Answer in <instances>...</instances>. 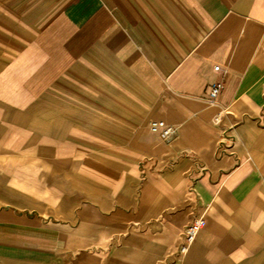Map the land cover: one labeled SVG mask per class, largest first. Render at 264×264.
<instances>
[{
    "label": "crops",
    "instance_id": "crops-1",
    "mask_svg": "<svg viewBox=\"0 0 264 264\" xmlns=\"http://www.w3.org/2000/svg\"><path fill=\"white\" fill-rule=\"evenodd\" d=\"M0 264H264V0H0Z\"/></svg>",
    "mask_w": 264,
    "mask_h": 264
},
{
    "label": "built area",
    "instance_id": "built-area-1",
    "mask_svg": "<svg viewBox=\"0 0 264 264\" xmlns=\"http://www.w3.org/2000/svg\"><path fill=\"white\" fill-rule=\"evenodd\" d=\"M219 69V66H216ZM220 84H217L212 89V96H216L220 90ZM151 129L157 132L162 139H168L173 136L177 129L164 120H155L151 123ZM207 224V219L203 216L195 218L191 221L185 229L184 243L180 246V252L185 253L188 251L190 245L195 241L198 233Z\"/></svg>",
    "mask_w": 264,
    "mask_h": 264
},
{
    "label": "rangeland",
    "instance_id": "rangeland-1",
    "mask_svg": "<svg viewBox=\"0 0 264 264\" xmlns=\"http://www.w3.org/2000/svg\"><path fill=\"white\" fill-rule=\"evenodd\" d=\"M66 0H57V5L60 7Z\"/></svg>",
    "mask_w": 264,
    "mask_h": 264
}]
</instances>
